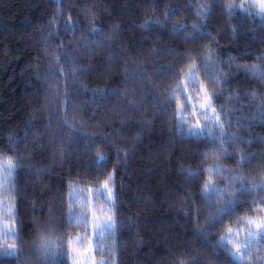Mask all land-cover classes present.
Returning <instances> with one entry per match:
<instances>
[{
	"label": "trees",
	"instance_id": "obj_1",
	"mask_svg": "<svg viewBox=\"0 0 264 264\" xmlns=\"http://www.w3.org/2000/svg\"><path fill=\"white\" fill-rule=\"evenodd\" d=\"M202 87L217 120L198 128ZM0 162L14 167L0 264H71L85 191L106 182L96 255L240 264L227 228L242 240L264 205V15L247 0H0ZM242 259L264 264V233Z\"/></svg>",
	"mask_w": 264,
	"mask_h": 264
},
{
	"label": "rangeland",
	"instance_id": "obj_2",
	"mask_svg": "<svg viewBox=\"0 0 264 264\" xmlns=\"http://www.w3.org/2000/svg\"><path fill=\"white\" fill-rule=\"evenodd\" d=\"M248 5L255 11L259 12L260 14L264 15V13H261L251 2V0H247ZM196 102L190 101L191 105V111L197 113L196 116H193V126H196L197 120H199L200 125L198 128L202 127L203 125H210L216 123V116L213 114L212 110L210 108L201 109L200 107L194 108ZM198 105L200 104L197 103ZM197 127V126H196ZM13 165L8 163H1L0 162V249L4 253H10L11 251H14V247L12 245H9L7 241V238L10 237V224H11V211H12V204L10 203L9 199V188H10V177L12 178L13 175ZM111 183L106 182L104 186L99 189V192H88L85 191V198L89 199L88 201V207L90 210H88V213L86 214L87 223L90 226V232L88 237L86 238H79L76 237L73 239L74 245L73 248L70 251L71 254V264H111L110 261L106 260L105 255L98 256L95 253V248L99 247L102 251L106 248V242H103L104 244L99 246L98 243L102 241V236L110 235L111 229L113 227V218H112V210L110 202L106 203H92V197L93 195H99L100 192H105L108 194L106 195V198H111ZM73 190H75L76 195H79V188L75 187ZM234 237H231L233 239ZM230 237H227V240H229ZM236 241V239H233Z\"/></svg>",
	"mask_w": 264,
	"mask_h": 264
},
{
	"label": "snow or ice",
	"instance_id": "obj_3",
	"mask_svg": "<svg viewBox=\"0 0 264 264\" xmlns=\"http://www.w3.org/2000/svg\"><path fill=\"white\" fill-rule=\"evenodd\" d=\"M251 2L261 13H264V0H251ZM200 91L203 95L202 99L200 100L199 106L201 109H206L209 104V94L203 87L200 89ZM193 115L196 116L197 113L193 112ZM196 126H201L199 120H197ZM253 211L260 213L261 215L257 216L256 218L249 216L243 217L245 225V235L242 240L234 241L233 239H231V237L239 235V229L234 231L231 227L227 228V233L230 237V239L228 240V246H231L228 247L229 254L233 258L239 260L240 264H245V261L242 259L243 253L254 242L259 243L261 233H264V205L255 207ZM222 239L223 237H221V240Z\"/></svg>",
	"mask_w": 264,
	"mask_h": 264
}]
</instances>
